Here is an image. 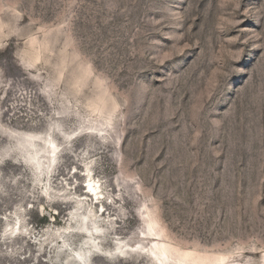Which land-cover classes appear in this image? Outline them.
I'll return each instance as SVG.
<instances>
[{
    "label": "rangeland",
    "instance_id": "374dc122",
    "mask_svg": "<svg viewBox=\"0 0 264 264\" xmlns=\"http://www.w3.org/2000/svg\"><path fill=\"white\" fill-rule=\"evenodd\" d=\"M149 219L264 264V0H0V264H156Z\"/></svg>",
    "mask_w": 264,
    "mask_h": 264
},
{
    "label": "bare ground",
    "instance_id": "6f19581e",
    "mask_svg": "<svg viewBox=\"0 0 264 264\" xmlns=\"http://www.w3.org/2000/svg\"><path fill=\"white\" fill-rule=\"evenodd\" d=\"M40 58V57H39ZM47 143H46V147H48V152L50 154H56V152H58V145L56 144V142L51 139V138H46ZM49 144V145H48ZM53 152V153H52ZM35 158V157H34ZM37 159V158H35ZM38 160V159H37ZM53 164L55 165L56 163V159L54 158L52 160ZM86 177V194L88 196H90L92 198V201L96 203H100L102 204L100 207V210H98L99 213L101 214H105V208L103 205V201L105 200L106 197L104 195L103 190L101 189V184L96 183L95 179L90 175V174H85ZM103 212V213H102ZM86 215V214H85ZM81 220V219H80ZM84 224L86 229L89 230V228H87V224H91V227L94 230V232L92 233L94 235L93 238H91L92 240H98L102 237V234L98 233V231L100 232V230L102 231L101 228H99L97 221L95 219H91V223L90 222H86L84 219ZM157 222L154 219H149L147 220V225H146V229L142 230V236H140L141 238L144 239H150L152 241V245L150 247V253L148 254L150 256V258L152 260H154V262L156 264H167L171 261V259H174L176 261V264H205L204 263V259L203 257H201L199 254L197 255L195 252L193 251H180L177 250L176 248H174L173 246L167 244L165 241H163L161 239V233L159 230L156 229ZM17 232L15 230H13L12 234H16ZM83 235L85 237H89L87 233H85V231H82ZM88 241V240H87ZM90 241V240H89ZM116 242V241H115ZM96 245V244H95ZM96 247V251L94 250V248H90L88 250L85 251L86 255H89L91 257L95 256V255H105L108 258H113L114 256H111L112 252L110 253L111 255H108L107 253L103 254L102 252H98L100 249V246H95ZM125 248L129 249V250H135V251H139L140 253H147L148 248H145L141 245V243H136L131 245L128 242H124V241H118L115 243V247L113 249H115L116 251L119 250L120 252L118 254H115V257H122V258H127V254L125 252ZM144 248L143 250L146 251H141L140 249ZM77 249V248H76ZM154 249H158L159 253L157 251H155ZM83 250V249H82ZM109 250V249H108ZM107 250V251H108ZM73 251V250H72ZM106 251V252H107ZM115 251V252H116ZM76 252V256L75 259L77 261L80 262V264H86L85 259H83V257L80 255L79 250H75ZM174 252H176V255L173 257L172 254H174ZM71 255V254H70ZM87 258V256H85ZM80 258V259H79ZM225 259L224 255H219L217 258H215V262L212 264H221V262Z\"/></svg>",
    "mask_w": 264,
    "mask_h": 264
},
{
    "label": "water",
    "instance_id": "95a60500",
    "mask_svg": "<svg viewBox=\"0 0 264 264\" xmlns=\"http://www.w3.org/2000/svg\"><path fill=\"white\" fill-rule=\"evenodd\" d=\"M79 259H80V258H79ZM83 259H85V261H84V262H86V263H87V258H84V257H83Z\"/></svg>",
    "mask_w": 264,
    "mask_h": 264
}]
</instances>
